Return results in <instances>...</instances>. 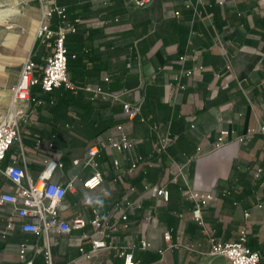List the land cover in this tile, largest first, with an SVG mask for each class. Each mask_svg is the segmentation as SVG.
Returning a JSON list of instances; mask_svg holds the SVG:
<instances>
[{"label":"crops","instance_id":"1","mask_svg":"<svg viewBox=\"0 0 264 264\" xmlns=\"http://www.w3.org/2000/svg\"><path fill=\"white\" fill-rule=\"evenodd\" d=\"M56 3L67 7L68 16H55L52 28L76 26L66 38L72 80L120 98L33 87L38 102L24 103L23 149L16 142L0 167L17 163L37 179L48 159L62 162L54 179L73 181L62 211L67 218L91 219L95 212L107 218L124 198L141 207L129 210L128 228L108 231L112 248L92 252L90 223L69 234L9 231V221L19 220L7 203L0 209V264H24L22 245L34 264H47L48 247L54 264H124L126 239L138 241L143 231L152 248L135 250V264H231L210 253L212 242L238 241L243 230L264 264V0H153L146 7L131 0ZM7 29L0 35V115L9 110L23 61L33 59L42 77L53 52L36 35L23 40L12 26ZM124 102L137 110L134 117L124 113ZM154 125L176 138L166 152L156 151ZM123 136L133 145L119 151L115 143ZM91 145L99 148L96 161L105 180L86 189L83 179L93 169L73 159ZM138 156L145 163L128 172ZM181 164L192 188L217 196L203 208L204 225L194 219L183 185H169L167 202L144 187L168 182ZM0 189L16 192L2 173ZM148 213L155 217L145 226ZM166 230L180 245L168 248Z\"/></svg>","mask_w":264,"mask_h":264},{"label":"built area","instance_id":"2","mask_svg":"<svg viewBox=\"0 0 264 264\" xmlns=\"http://www.w3.org/2000/svg\"><path fill=\"white\" fill-rule=\"evenodd\" d=\"M153 0H131L132 4L137 7H146ZM42 6L41 22L36 29V38L41 43L52 47V54L46 58L43 67L42 77L37 76V65L30 57L26 58L21 67L20 76L15 85L11 88V99L9 110L0 115V162L7 156L8 151L17 142L21 149L22 132L21 121L27 116V108L24 103L38 102L36 97L31 95L32 88L40 86L41 90L49 93L58 88L78 93L87 90L94 97L105 96L114 100H119V94L114 92H105L100 87L84 86L75 83L69 72L68 67V50L66 47V37L68 33L75 32L76 26L69 25L60 26L57 29L52 28L51 20L58 16L65 18L67 7L58 5L56 0H39ZM179 13L176 12V15ZM79 21V20H77ZM185 60L186 57H181ZM123 111L129 117H134L137 110L127 102L123 103ZM153 129L157 133L156 151L163 153L175 142V136L170 133H162L158 125H154ZM264 133V129H262ZM225 134V132H224ZM41 140H38L40 142ZM133 142L125 136L115 143V147L121 151L125 148L130 149ZM53 146L49 143V147ZM99 148L97 145H91L85 153L73 159L74 165H81L84 168H91L93 172L83 179V186L86 189H95L99 187L105 180L104 174L98 169L96 161ZM145 163L142 156H138L132 160L128 172L135 171L141 164ZM113 164L116 168H120L119 159H114ZM63 166L62 162L51 158L48 159L43 171L38 178L34 180L29 174L27 168L11 163L5 168L0 167L2 173L15 187L16 192H7L0 189V209L9 203L14 206L13 214L18 218V222L11 219L8 223V230L13 231L19 229L22 232L31 233H48L52 229H56L61 233L69 234L73 229H82L90 223L94 230V236L91 237L92 252L100 249L112 248L108 241V231L117 230L119 226L123 228L129 227V210H137L141 204L135 201H129L127 198L119 201L115 205V209L110 216L103 218L99 213L95 212L91 219L84 216H75L67 218L62 215L65 208V200L67 193L73 188V181H68L66 177L55 180L56 170ZM126 171H124L125 173ZM171 183L181 184L185 187L187 197L194 202L192 215L196 221L204 225L203 208L217 199L212 191H198L189 185V177L185 164L178 165L170 180L164 184L153 186L145 184L146 190H152L153 194L162 201H169ZM155 215L148 213L144 219L145 226L150 225ZM163 238L169 242L168 248L180 244L172 243V233L170 230L163 232ZM247 231L243 230L238 241L231 243L212 242L210 253L213 255L225 256L231 264H262V255L258 251H254L247 245ZM152 243L147 237L145 231L142 232L138 241L131 238L126 239L120 255L124 259V264H135L134 252L137 249L150 250ZM90 257V253H86ZM47 264H54L51 249L45 252ZM20 260L24 264H34L33 260L26 256L25 245L21 246Z\"/></svg>","mask_w":264,"mask_h":264},{"label":"rangeland","instance_id":"3","mask_svg":"<svg viewBox=\"0 0 264 264\" xmlns=\"http://www.w3.org/2000/svg\"><path fill=\"white\" fill-rule=\"evenodd\" d=\"M1 4L8 8H18L19 12L7 24L0 23V35L8 31V26H12L15 31L19 32L23 40H26L31 35H36L37 25L41 18L39 0H0ZM1 48L0 45V51Z\"/></svg>","mask_w":264,"mask_h":264},{"label":"bare ground","instance_id":"4","mask_svg":"<svg viewBox=\"0 0 264 264\" xmlns=\"http://www.w3.org/2000/svg\"><path fill=\"white\" fill-rule=\"evenodd\" d=\"M19 12L18 8H8L4 7L3 4L0 5V23L6 21L11 15ZM9 22V21H8ZM7 22V23H8Z\"/></svg>","mask_w":264,"mask_h":264},{"label":"trees","instance_id":"5","mask_svg":"<svg viewBox=\"0 0 264 264\" xmlns=\"http://www.w3.org/2000/svg\"><path fill=\"white\" fill-rule=\"evenodd\" d=\"M66 16H68V9H67V12H66L65 17H66ZM61 19L63 20V19H65V18H61ZM71 33H72V32H71ZM68 34H69V33H68ZM68 34H67V35H68ZM66 38H67V37H66ZM68 67H70V65H69V53H68Z\"/></svg>","mask_w":264,"mask_h":264}]
</instances>
